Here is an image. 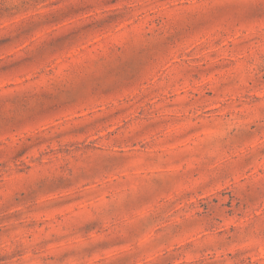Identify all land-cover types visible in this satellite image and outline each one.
Wrapping results in <instances>:
<instances>
[{
  "label": "rangeland",
  "instance_id": "1",
  "mask_svg": "<svg viewBox=\"0 0 264 264\" xmlns=\"http://www.w3.org/2000/svg\"><path fill=\"white\" fill-rule=\"evenodd\" d=\"M0 264H264V0H0Z\"/></svg>",
  "mask_w": 264,
  "mask_h": 264
}]
</instances>
